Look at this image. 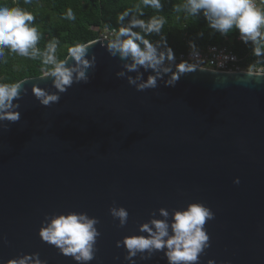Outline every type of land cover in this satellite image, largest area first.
I'll return each mask as SVG.
<instances>
[{
	"label": "water",
	"instance_id": "95a60500",
	"mask_svg": "<svg viewBox=\"0 0 264 264\" xmlns=\"http://www.w3.org/2000/svg\"><path fill=\"white\" fill-rule=\"evenodd\" d=\"M89 52L88 83L45 107L31 86L51 88V79L26 78L20 120L0 126V264L33 252L76 264L38 235L46 213L68 211L100 221L89 264H128L117 240L140 234L153 210L195 201L214 212L200 264H264V77L197 69L137 91L100 42ZM114 202L129 213L122 228ZM134 259L167 264L162 252Z\"/></svg>",
	"mask_w": 264,
	"mask_h": 264
},
{
	"label": "clouds",
	"instance_id": "9594fccd",
	"mask_svg": "<svg viewBox=\"0 0 264 264\" xmlns=\"http://www.w3.org/2000/svg\"><path fill=\"white\" fill-rule=\"evenodd\" d=\"M31 0H25L30 3ZM164 5L162 0H138L117 16L118 28L105 26L103 38L89 42H75L67 47V55L60 59L58 49L60 41L52 38L44 48L38 47L42 34L34 24L35 16L19 6L0 5V63H7L8 54H16L41 64L40 78H50L51 88L31 86V93L40 105L48 107L60 100L73 84L88 83L89 70H95L96 56L89 49L97 42L106 49L111 57L122 61L118 78H126L127 83L137 91L156 89L159 83L175 86L181 76L202 66L205 58L197 45L189 41L187 59L177 57L168 44L163 31L167 20L159 15ZM152 9L157 14L145 17V9ZM177 13L185 18L201 17L210 29L209 35L219 34L227 37L233 31L239 34V40L251 47L256 58L255 64H264V0H183L174 6ZM65 19L75 20L71 8ZM200 36L204 32L199 33ZM159 37L155 39L154 37ZM235 61V56L223 54L224 62ZM253 66L242 70L248 77H264V73L253 72ZM134 73V75H131ZM145 74H147L145 78ZM27 79L15 82H0V126L7 129L8 123L20 120V100L28 89L23 87ZM7 122V123H5ZM239 178L234 183L239 184ZM117 227H124L129 213L123 206L109 208ZM146 222L140 223V234L126 235L116 241V247H123L128 264H136V258L148 260L155 253L162 252L167 264H200V257L210 247V237L206 222L214 219V212L203 202H189L181 208L171 210L161 207L149 214ZM96 217L86 212L68 211L66 213L45 214L41 221L38 235L43 242L54 246L58 252L71 257L76 264H89L96 258V244L101 232ZM118 259V258H117ZM5 264H48L38 252L18 254L8 259ZM207 264H216L212 259Z\"/></svg>",
	"mask_w": 264,
	"mask_h": 264
},
{
	"label": "trees",
	"instance_id": "16d2710c",
	"mask_svg": "<svg viewBox=\"0 0 264 264\" xmlns=\"http://www.w3.org/2000/svg\"><path fill=\"white\" fill-rule=\"evenodd\" d=\"M137 2L138 0H31L30 3H25V0H0V5L19 6L32 12L35 16L34 24L42 34L38 47L43 49L48 41L56 38L60 41L58 56L63 59L67 55V47L73 43L99 39V29L105 26L118 28V14ZM182 2L183 0H162L164 7L158 13L167 20L163 31L174 52L190 50L189 41L203 50L210 45H222L226 39H236L239 35L237 31L227 37L209 35L211 30L207 28L203 17L199 20L185 18L183 13L175 11L174 6ZM68 8L73 10L75 20L65 19ZM153 14L157 13L150 8L145 9L144 18ZM201 31L204 32L203 36L199 35ZM154 38L159 39L158 36ZM234 49L242 56L250 51V46L236 42ZM40 68L39 60L32 61L16 54H8L7 63H0V82L40 77Z\"/></svg>",
	"mask_w": 264,
	"mask_h": 264
},
{
	"label": "built area",
	"instance_id": "2783aa9c",
	"mask_svg": "<svg viewBox=\"0 0 264 264\" xmlns=\"http://www.w3.org/2000/svg\"><path fill=\"white\" fill-rule=\"evenodd\" d=\"M100 38H103L105 34V28L99 29ZM238 43H242L239 40V35L236 39H226L224 44L222 45H210L207 48L200 50L201 55L205 58V63L202 65L205 69L219 71V72H241L242 70H248L249 66L252 67L253 72L264 73V64H255V57H252L251 47L250 51L244 53V55H239L236 53L234 46ZM189 51L175 53L177 57V63H179L180 59H187L189 55ZM223 54H227L230 56H235L236 60L233 62L228 60L224 62V66L221 67V62L223 59Z\"/></svg>",
	"mask_w": 264,
	"mask_h": 264
},
{
	"label": "rangeland",
	"instance_id": "374dc122",
	"mask_svg": "<svg viewBox=\"0 0 264 264\" xmlns=\"http://www.w3.org/2000/svg\"><path fill=\"white\" fill-rule=\"evenodd\" d=\"M96 30H98V28Z\"/></svg>",
	"mask_w": 264,
	"mask_h": 264
}]
</instances>
